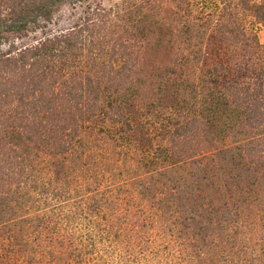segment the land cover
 Wrapping results in <instances>:
<instances>
[{
  "label": "trees",
  "instance_id": "16d2710c",
  "mask_svg": "<svg viewBox=\"0 0 264 264\" xmlns=\"http://www.w3.org/2000/svg\"><path fill=\"white\" fill-rule=\"evenodd\" d=\"M258 24L264 0H0V264H264Z\"/></svg>",
  "mask_w": 264,
  "mask_h": 264
},
{
  "label": "rangeland",
  "instance_id": "374dc122",
  "mask_svg": "<svg viewBox=\"0 0 264 264\" xmlns=\"http://www.w3.org/2000/svg\"><path fill=\"white\" fill-rule=\"evenodd\" d=\"M99 1H101L106 7H110V6H113L116 3H118L120 0H99ZM69 12H70L69 8L68 7H64L62 12L60 13L61 14L60 20L57 23L51 24L48 27V29H43V30L38 31L36 33L28 34V35L20 38L18 40V42L27 43V42L33 41L36 38L42 37L45 33H48L50 31H56V30H58V29H60L62 27L67 26L68 23H69V20H68ZM256 27H257L256 30H257L259 39H260V41L262 43H264V25L258 24ZM212 49H214L213 45L210 47V51ZM2 248H3V245L0 244V254L3 253ZM17 259L19 260V258L16 255H14L11 260H8V262L11 263V264H17L18 263Z\"/></svg>",
  "mask_w": 264,
  "mask_h": 264
}]
</instances>
